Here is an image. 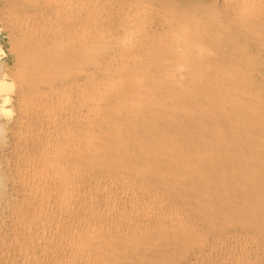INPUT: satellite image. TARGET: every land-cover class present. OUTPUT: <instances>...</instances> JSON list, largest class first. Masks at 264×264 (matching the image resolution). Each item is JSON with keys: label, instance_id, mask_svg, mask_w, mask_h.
<instances>
[{"label": "bare ground", "instance_id": "1", "mask_svg": "<svg viewBox=\"0 0 264 264\" xmlns=\"http://www.w3.org/2000/svg\"><path fill=\"white\" fill-rule=\"evenodd\" d=\"M1 2L0 264H264V0Z\"/></svg>", "mask_w": 264, "mask_h": 264}, {"label": "rangeland", "instance_id": "2", "mask_svg": "<svg viewBox=\"0 0 264 264\" xmlns=\"http://www.w3.org/2000/svg\"><path fill=\"white\" fill-rule=\"evenodd\" d=\"M1 9H2V2L0 0V14H1ZM9 47H10V44H9L8 36L6 32L3 30V27L0 21V71L1 69H4L5 66L12 65V58L10 56L11 54L9 53L10 52ZM2 80L4 81V79Z\"/></svg>", "mask_w": 264, "mask_h": 264}]
</instances>
